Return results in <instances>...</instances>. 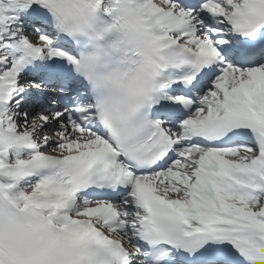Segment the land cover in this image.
<instances>
[{
    "label": "bare ground",
    "instance_id": "obj_1",
    "mask_svg": "<svg viewBox=\"0 0 264 264\" xmlns=\"http://www.w3.org/2000/svg\"><path fill=\"white\" fill-rule=\"evenodd\" d=\"M33 1L36 0H0V87L3 85L8 84H21L20 82V75H21V69L19 66L13 62L11 64V70L7 71L4 67V65L8 64L5 62V56L7 55V51L10 50V46H17L19 44H29L34 43L35 40H33L31 37L27 38L25 41H23L22 37L20 35H9L8 33L13 31V28L10 24L12 16L11 10L20 7L22 5H25L27 3H33ZM10 25L11 27H9ZM4 39V41L10 43H6V46H3V43L1 40ZM245 70L238 69L237 67L228 66V69L226 70L223 79L229 80L227 86H223L222 88L219 87L220 85H216L219 87L218 89H215L213 92H210V95L208 96L209 100H215L218 106L223 105L222 100L231 98L232 94V88L235 84H237L239 81H241L244 76H247L248 73L244 72ZM215 86V87H216ZM217 109V108H216ZM215 109V110H216ZM221 109V108H219ZM11 109L8 104L5 103V93L1 91L0 89V140L2 141L3 149H10L12 150V145L9 147L8 142L11 140V132L12 130H20L21 128L26 130V125H22L20 122L12 121L10 116L8 115L10 113ZM46 113V112H45ZM11 114V113H10ZM46 121V120H41ZM61 125H63V128H59ZM56 128L57 135L56 138L52 141V145H49L47 149H43L45 152L48 153H57V154H64L68 153L69 151H75L79 150L81 148H86L88 146H91L94 143V133L90 134L92 132L89 130V128L82 127L79 124V120L74 116L73 123H68L65 121H62L61 123L56 122L54 125ZM50 128V127H49ZM28 134H33V129L28 131ZM54 135V134H52ZM60 135H62L60 137ZM36 137V134L34 135ZM195 143V142H194ZM251 146L247 149H250ZM253 148H255L256 151H258L255 154V157L253 158V162L257 164L259 161L264 163V147L261 146L258 142L253 143ZM247 149L244 150V153H252L248 151ZM33 150L32 148L29 149V152ZM37 150H42V148H37ZM184 150L187 152L186 157L189 159H186L179 161V165L175 166L173 168V171L169 174V176L165 177V180L162 179L163 175H166L164 173H159L158 179L160 180H152L149 181L147 184L152 186L155 189H160L167 197L173 198V197H179L184 198L186 195L189 194V192H193L192 188L190 187L191 184H193V180L191 181V178L193 177V174H195L194 170L197 166H199V163L197 166L192 165V161H195L196 158L199 157L201 150L199 151H193L189 150L188 148H184ZM236 154L235 150H233L229 155H226L225 158L234 156ZM224 156V155H223ZM182 157V155H181ZM198 161V160H196ZM262 163V164H263ZM180 181V188L176 186L177 182ZM143 182H145L143 180ZM14 192H17V190L21 189H13ZM21 192V191H20ZM189 198H192L191 196H194V193L191 195H188ZM19 198H22V196H19ZM253 207V209H252ZM243 212H238V215L243 220L245 217L247 220L255 221V224H253V228H248V232L243 231L241 233V236L239 239H236L234 243L238 247H244L248 241L255 242L262 241L264 242V232L262 231V226H264V219L261 217V214L263 211L254 209V205H246L244 207ZM252 211V214H249V212ZM78 214H94L93 211H89L88 208L81 209V211ZM260 215L257 218H254V215ZM251 218H249V216ZM241 219H236L233 224H230L235 229H240L241 226L239 224ZM130 220H132L130 218ZM204 223H206V220H203ZM262 237H259V236Z\"/></svg>",
    "mask_w": 264,
    "mask_h": 264
}]
</instances>
